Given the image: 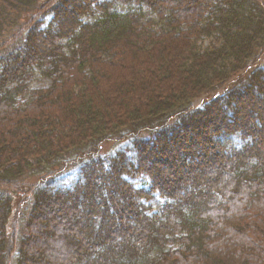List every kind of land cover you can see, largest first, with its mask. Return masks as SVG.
<instances>
[{"label":"trees","instance_id":"16d2710c","mask_svg":"<svg viewBox=\"0 0 264 264\" xmlns=\"http://www.w3.org/2000/svg\"><path fill=\"white\" fill-rule=\"evenodd\" d=\"M10 45L0 264H264V0H0Z\"/></svg>","mask_w":264,"mask_h":264},{"label":"rangeland","instance_id":"374dc122","mask_svg":"<svg viewBox=\"0 0 264 264\" xmlns=\"http://www.w3.org/2000/svg\"><path fill=\"white\" fill-rule=\"evenodd\" d=\"M60 2L58 1V2H56V4H59ZM73 2L72 1H69L68 3H67V7H68V13L70 14V15H73V11H72V8H73V10H76L77 9V7L76 6H74L73 4H72ZM84 3H86V2H84ZM61 4V3H60ZM37 18V17H36ZM39 19H35V21H38ZM35 21H34V23H35ZM31 23H32V20H31ZM30 23V24H31ZM30 24H29V26H30ZM36 24V23H35ZM49 24V19H47L46 20V22H45V24H44V26L45 27H47V25ZM39 26H40V24H38ZM38 26V27H39ZM52 31H54V32H57V28L55 27L54 28V30H52ZM48 33V32H47ZM54 34H57V33H54ZM45 34L44 33H42V36H44ZM49 35V37L47 36L46 38L47 39H49L50 40V37H51V35L50 34H48ZM209 44V40H205L204 41V43H203V45L204 46H207ZM24 50V47H22L20 50H19V48L18 49H16V46H13V45H10V46H6V47H4V48H2V49H0V51H2V52H0V57H5L7 54H8V56L10 55L11 57H12V54H14V55H20L21 56V51H23ZM5 52V53H4ZM51 55V56H50ZM28 56H29V54H28ZM48 56V55H47ZM59 56V55H58ZM49 57L51 58V60H55L56 59V56L54 55V54H49ZM7 58V57H6ZM6 58H4V60L6 59ZM58 59V58H57ZM6 61V60H5ZM9 62V61H8ZM20 62H21V58H20ZM7 63V62H6ZM261 63H264V60L261 62ZM35 66H36V63H30V64H27V67H31V68H35ZM50 84H51V82H50V80H48V79H44V78H41V77H39L38 76V78L36 79V80H34L32 83H31V90L32 89H41V88H46V87H49L50 86ZM207 100H201L200 101V104L199 105H202L203 104V102L205 103ZM198 105V106H199ZM131 154H133V155H136L135 153H131ZM136 158V157H135ZM131 160V162L132 163H134V158H131L130 159ZM160 166H164L163 164H160ZM106 176H109V177H111L110 176V173H107L106 174ZM171 177H172V175H169L168 176V178L169 179H171ZM74 178L75 177H72V176H70L69 178H68V182H71V181H73L74 180ZM96 181L97 182H99V184H100V181H99V178L98 177H96ZM131 181H134V179H131ZM137 181V180H136ZM39 183V182H38ZM101 185V184H100ZM142 186H144V187H146L147 189H149L150 187H151V184L149 183V181L148 180H145V179H143V178H141V179H139L138 180V182H136V187H138V188H140V187H142ZM100 190L101 191H105L104 190V188H102V185H101V188H100ZM158 194H156V198L155 199H153L152 201H150L152 204H158V203H162V201L160 200V199H158ZM121 203V202H120ZM122 205H123V203H121ZM148 204H150L149 202H148ZM14 212H15V210H14ZM15 214L13 215H10V218H9V221H8V225H9V227H8V230H9V232H8V234H9V238H10V240L12 241V245H14V244H16L17 245V241L19 242V240L22 238V236L24 235L23 233H24V230H25V228H24V221H20L19 220V222L17 221V220H15ZM18 222V223H17ZM69 221H67L66 223H68ZM65 223V222H64ZM72 223L74 224V222L72 221ZM72 223H71V225H72ZM70 225V223L67 225H65V226H69ZM65 226H63L62 224H60V228L61 229H63V228H65ZM71 231L73 230V229H70ZM44 234L46 235L47 234V229L45 228L44 229ZM64 232V231H63ZM53 234V233H52ZM59 234V233H58ZM62 237H66L67 239H65V241L66 242H68V243H70V244H76V245H78V240H76V239H74L72 236H69V235H65V234H63V233H61L60 234ZM61 241V240H60ZM60 241L59 240H57V241H55V242H52V243H48V244H46V247H44V248H39V249H37V252L39 253V254H42V253H46V252H51V251H56V246H58V243H60ZM63 243H64V241H62ZM65 242V243H66ZM43 262V261H42ZM44 264H46V263H44ZM47 264H52L51 262H50V260H49V262L47 263Z\"/></svg>","mask_w":264,"mask_h":264}]
</instances>
